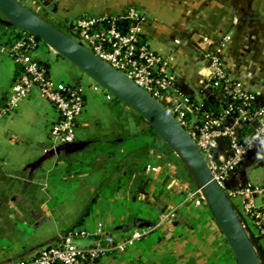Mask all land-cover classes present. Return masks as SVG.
<instances>
[{
    "label": "crops",
    "instance_id": "obj_1",
    "mask_svg": "<svg viewBox=\"0 0 264 264\" xmlns=\"http://www.w3.org/2000/svg\"><path fill=\"white\" fill-rule=\"evenodd\" d=\"M30 1L27 8L52 24L122 17L133 9L139 35L161 58L171 80V103L191 98L197 104H215L225 123L234 125L235 115L224 114L225 103L208 80L210 56L218 53L229 80L254 96V109L264 108V0ZM6 35L0 28V108L19 73ZM50 50L42 46L41 61L47 63L49 76L77 86L84 110L72 146L51 141L55 109L36 88L11 111L0 113V264L76 226L90 232L76 239L78 247L98 240L109 248L98 264H236L206 206L186 200L175 176L185 177L183 167L164 141L126 105L124 119L105 122L122 102L97 106V84L84 79L74 65L70 73L63 70ZM251 123L253 132L258 123ZM229 152L228 138H218L214 160L223 161ZM226 186L237 209L250 204L264 212V139L254 143ZM167 210L174 212L172 221L158 225L157 218ZM242 217L256 236L252 220ZM134 230L143 235L122 252L113 249Z\"/></svg>",
    "mask_w": 264,
    "mask_h": 264
},
{
    "label": "built area",
    "instance_id": "obj_2",
    "mask_svg": "<svg viewBox=\"0 0 264 264\" xmlns=\"http://www.w3.org/2000/svg\"><path fill=\"white\" fill-rule=\"evenodd\" d=\"M120 18L131 21L126 33L119 32L113 25L103 29L105 18L91 17L78 18L74 26L66 33L110 66L125 74L161 104H163L161 101L166 100L172 109L163 105L186 128L201 151L212 175L231 199L232 192L226 186L229 176L239 166L254 143L264 139V108L252 107L254 96L244 91L238 82L229 80L221 66L219 54L214 53L210 56L212 72L208 80L216 79L214 85L219 83L223 91L231 97L223 112L227 115L230 113L235 115L234 125L225 123L221 113L217 116L202 113V117L198 119L199 124L194 126V121L187 120L182 110V107L187 105V99L179 105L170 102L167 93L172 83L163 70L161 58L145 43H139V32L135 25L139 18L138 13L130 9ZM17 34L18 36L12 38L6 48L17 64L19 73L11 82L5 106L0 108V113L11 111L19 101L29 96L36 88L39 95L55 109L56 117L49 124L51 141L59 145L75 142L76 122L84 110L81 90L75 85L55 82L49 76L47 69L41 65V58L36 54L39 41L25 31ZM253 121H256L258 126L245 139H240L237 136L238 124ZM220 137L228 138L230 152L223 161L219 162L214 160L213 153ZM147 169L157 170L153 166H148ZM176 181L179 187L181 186V191L185 193L186 200L193 199L196 205L206 206L199 190L186 177ZM238 210L241 216L252 220V224L258 229V234H264L263 211L253 208L250 204H245ZM173 217V210L162 213L158 225L172 221ZM96 233L102 234L101 229L97 228ZM89 235L90 232L83 228L68 229L53 242L4 264H98L100 256L109 248L102 246L98 240L95 241V245L85 248L75 244L76 239L89 237ZM142 235L141 231L134 230L130 236L115 244L113 249L122 252ZM107 239L110 241V238Z\"/></svg>",
    "mask_w": 264,
    "mask_h": 264
},
{
    "label": "water",
    "instance_id": "obj_3",
    "mask_svg": "<svg viewBox=\"0 0 264 264\" xmlns=\"http://www.w3.org/2000/svg\"><path fill=\"white\" fill-rule=\"evenodd\" d=\"M0 24L38 37L114 98L136 112L177 157L222 232L236 264H264V250L243 222L226 190L212 175L186 128L125 74L18 0H0ZM257 124V122H256ZM64 144V146H72Z\"/></svg>",
    "mask_w": 264,
    "mask_h": 264
},
{
    "label": "trees",
    "instance_id": "obj_4",
    "mask_svg": "<svg viewBox=\"0 0 264 264\" xmlns=\"http://www.w3.org/2000/svg\"><path fill=\"white\" fill-rule=\"evenodd\" d=\"M76 20L58 21V23L55 26L58 27V28H60L61 30L65 31V32H69L70 29L74 26ZM130 24H131V21L130 20L122 19L119 16L107 17V18H105L103 20V29L109 28L110 25H113L114 28L117 29L119 32L126 33L127 30H128V28H129V26H130ZM15 36H18V34L16 33ZM33 37L37 41H41L38 37H35V36H33ZM139 43H144V41L142 40V37L140 35H139ZM41 65L44 68H46L47 71H48V65H47V63L45 61H41ZM214 82H216V79H213L212 78L211 81L209 80L210 86L215 90V92H217V94L219 95V97L223 100V102L225 103L224 105L227 106V103H228V101L231 100V97L228 96L223 91V88H221L222 86L219 83L217 85H214ZM114 100L119 101L116 98H114ZM182 110L184 111L185 117H186L187 120H190V118L193 117V116L195 117V120L194 119L192 120V121H194V123H193L194 126L199 124L198 119L202 117V113H204V114L205 113H210L212 116H217V115L220 114L219 113L220 111H219L217 105H215V104H209L208 102H201V103L197 104L191 98H188L187 99V105L184 106V107H182ZM252 129H253V124L251 122H242V123H239L238 124V133H237V136L241 139L245 134L251 132ZM185 177L191 182V180H190L189 176L187 175V173H186ZM191 184L193 185L192 182H191ZM86 213L87 212L85 210V212L83 213V215L86 214ZM256 238L260 242V240H264V234H258L257 233V237ZM261 245H262V243H261ZM263 250H264V246H263Z\"/></svg>",
    "mask_w": 264,
    "mask_h": 264
},
{
    "label": "rangeland",
    "instance_id": "obj_5",
    "mask_svg": "<svg viewBox=\"0 0 264 264\" xmlns=\"http://www.w3.org/2000/svg\"><path fill=\"white\" fill-rule=\"evenodd\" d=\"M19 2H21L24 6H26V7H28V8H31L32 6V4H31V1L30 0H18ZM38 13H41V12H39L38 11ZM44 17H46L47 18V15L46 16H44ZM48 19V18H47ZM50 20V19H49ZM51 22H53V24L54 25H56L58 22H55L54 20H51ZM1 25V24H0ZM0 28L1 29H3L4 28V30H5V33L7 34L6 35V37H9V40H12V38H14V37H16L15 36V34L16 33H20V31H22V30H19V29H14V28H6V27H2V25L0 26ZM9 44V43H8ZM7 44V45H8ZM39 45H38V47H37V49H36V54L40 57V58H44V56H43V51H42V46L44 45V46H47L46 44H44L42 41H39V43H38ZM50 53L51 54H57L56 52H54L52 49L50 50ZM43 56V57H42ZM57 56V58H58V60H59V67H61L63 70H65L66 72H68V73H70L69 72V70H71V63L69 62V61H67L65 58H63L62 56H60V55H56ZM63 60V61H62ZM80 71V70H79ZM81 72V71H80ZM81 74L84 76L83 78L84 79H86V80H89V82L90 81H93L91 78H89L87 75H85L83 72H81ZM70 76L71 75H73V74H69ZM56 82V81H55ZM93 83L94 84H97L96 82H94L93 81ZM98 85V84H97ZM94 93H95V95L97 96V98L95 99V104H97V106H99L100 108H102L104 105L107 107V106H109V105H112L113 103H112V101H115L114 100V97L110 94V93H108V92H106L101 86H99L98 85V90H96V91H94ZM164 94H165V92H164ZM168 94V93H167ZM105 102H107V103H105ZM164 105H166V107L167 108H170V109H172V107H170L167 103H166V100H163V101H161ZM105 107V108H106ZM124 108V109H123ZM125 108H126V106H125V104L124 103H120V107H117V108H115V112H113V114L112 115H110V116H108V117H106L105 118V122H108V124H111L112 122H114L117 118L118 119H124V117L126 116V114L124 113V111H123V113H122V110H125ZM116 111H117V113H116ZM76 135H77V125H76ZM171 154H173L172 152H171ZM177 173V170H175V172H174V174H176ZM182 174H184V175H186V173H185V171H184V169L182 168ZM176 177H177V179H180L182 176H180V174L178 175H175ZM177 184H178V182H177ZM178 186H179V184H178ZM181 187V186H180ZM185 197H186V195H185ZM204 206V205H203ZM205 207V206H204ZM206 208V207H205ZM207 209V208H206ZM167 211H169V210H167ZM167 211H165V212H167ZM157 222H159V217L157 218ZM77 228H81V226H76ZM140 230V229H139ZM256 237H257V235H256ZM260 242L262 243V245L264 246V240H260ZM260 243V244H261ZM46 244H48V243H46ZM45 244V245H46ZM44 245V244H43ZM40 247V246H39ZM21 256H23V255H21ZM20 257V256H19Z\"/></svg>",
    "mask_w": 264,
    "mask_h": 264
}]
</instances>
